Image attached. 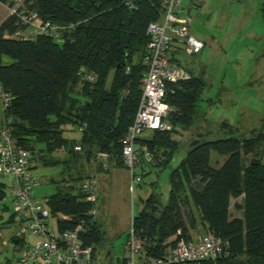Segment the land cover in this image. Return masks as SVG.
Wrapping results in <instances>:
<instances>
[{
  "label": "trees",
  "instance_id": "16d2710c",
  "mask_svg": "<svg viewBox=\"0 0 264 264\" xmlns=\"http://www.w3.org/2000/svg\"><path fill=\"white\" fill-rule=\"evenodd\" d=\"M130 1L27 0L29 8L37 11L42 20L64 25L76 23L75 29L64 32L59 39L45 35L7 36L19 29L15 16L0 24V85L13 96L7 116L11 118L17 142L31 150L34 159H41L44 165L63 168L64 164L71 166L78 153L107 152L124 167L121 140L139 106L142 56L149 38L147 28L162 16L161 0ZM261 12L264 17V8ZM5 55L12 62L4 64ZM90 72L96 74V80L78 83L84 78L83 73ZM206 87V80L193 72L190 78L169 84L166 102L172 107L169 119L173 128L138 139L158 165H168L180 146V141L173 137L177 126L193 127ZM70 123L82 128L81 151L75 149L74 139L65 136V126ZM221 126L231 127L228 122ZM262 129L254 130L248 138L229 136L203 141L197 137L191 141L186 157L171 172L168 202L162 206L156 196H149L134 216V228L148 257H162L181 237L189 239L190 227L196 223V209L207 230L228 241L227 255L201 264H264ZM40 144L45 147L39 148ZM159 145L165 147L164 151L170 149L168 156L161 154L164 160L156 154ZM61 148L67 150L70 158L57 161L36 154L40 149L53 155ZM213 152L225 157L219 167L211 163ZM216 163H220L219 159ZM62 170L64 174L66 168ZM70 176L73 181L82 178L71 173ZM5 194L0 183V198ZM240 196H243V216L236 217L231 213V202ZM49 198L54 213L70 216L69 220L61 221L60 227L74 229L84 222L86 229L81 236L97 250V245L106 238V231L89 214L91 204L85 201L83 191L74 193L59 187ZM107 255L110 264H116L111 250Z\"/></svg>",
  "mask_w": 264,
  "mask_h": 264
},
{
  "label": "rangeland",
  "instance_id": "374dc122",
  "mask_svg": "<svg viewBox=\"0 0 264 264\" xmlns=\"http://www.w3.org/2000/svg\"><path fill=\"white\" fill-rule=\"evenodd\" d=\"M184 6L193 18L191 28L196 32L195 36L202 34L209 38L202 53L187 55L182 52L177 58L184 68L204 76L207 87L199 101L193 127L184 129L181 125L177 126V133L173 137L181 144L168 165H158L138 143L139 161L136 172L143 176L140 183L143 188L140 189L136 183L131 189L132 176L126 167L120 166L113 171V183L106 179V173L111 170L115 162L119 164L112 157L100 156L98 153L96 155L78 153V159L72 161L71 166L63 165V168H66L63 174L62 166L44 165L41 159H34L32 153L36 166L35 175L40 180V185L34 190L37 197H50L59 187L77 193L83 191L84 183L91 177L97 179L99 207L94 220L106 231V238L97 245V254L100 255L98 264L100 260L110 264L107 255L109 250L114 256V263H123L124 246L134 216L142 210L149 196H156L162 206L168 202L171 172L186 157L191 148L189 145L191 141L197 137L203 141L229 136L242 139L252 136L254 130H263L264 17L260 8H264V1L193 0L190 2L187 0ZM5 12L4 7L0 6V14L3 15ZM133 59L136 61L137 55H134ZM10 62L12 58L5 55L3 63ZM85 80L82 78L78 83H85ZM222 121L230 123L231 127H222ZM81 131V128H77L72 123L65 126V136L74 139L75 144L80 143ZM152 135V131L145 130L139 138L147 139ZM153 138L156 139V136ZM42 147L45 146L40 144L39 148ZM159 147L156 154L164 160L163 155L168 156L170 149L165 150V153V147L161 145ZM36 151L40 158L44 156L57 161L70 158L67 150L62 148L56 150L54 156L40 149ZM217 159L220 163H216ZM224 160L225 157L212 153L213 166H221ZM70 173L75 178H82L73 181ZM63 180L67 185H64ZM0 182L9 186L10 180L0 176ZM71 183L74 189H70L73 186ZM149 192L151 193L147 195ZM139 195H147V197L140 200ZM12 213L10 195L6 191L5 196L0 198V264H16L19 256L20 245L12 239L16 228V224L10 222ZM54 216H59V213H54Z\"/></svg>",
  "mask_w": 264,
  "mask_h": 264
},
{
  "label": "built area",
  "instance_id": "2783aa9c",
  "mask_svg": "<svg viewBox=\"0 0 264 264\" xmlns=\"http://www.w3.org/2000/svg\"><path fill=\"white\" fill-rule=\"evenodd\" d=\"M186 1L161 0L162 16L147 28L149 38L142 56L144 72L139 106L133 123L121 140L124 166L132 176L131 189L143 180L142 174L136 172L140 134L145 130L169 131L173 128L169 119L172 107L166 102L169 84L190 78V73L176 56L179 46L189 54H198L205 48V42L191 31L193 18L184 6ZM4 4L10 16L16 17L19 26L12 36H7L35 38L45 35L59 39L64 32L76 28V23L64 25L42 20L37 11L29 8L27 0H6ZM83 77L89 81L97 78L93 72L83 73ZM12 100V93L0 85V176L10 180L7 191L13 207L12 222L16 224L12 239L20 245L16 264H98L100 255L97 250L86 244L81 236L86 224L82 222L74 229H62L61 221L69 220L70 216L59 213L55 217L50 198L35 195L34 190L40 185V180L34 172L32 152L17 142L11 118L7 116ZM142 148L147 151L146 145ZM75 149L81 151L82 146L77 144ZM98 155L110 157L107 152H99ZM97 191L98 181L93 176L83 185L85 201L91 204L89 214L92 216L98 212ZM227 253L228 241L207 231L197 240L181 237L162 257H148L143 240L132 223L122 264H201L222 258ZM100 264L105 263L100 260Z\"/></svg>",
  "mask_w": 264,
  "mask_h": 264
},
{
  "label": "crops",
  "instance_id": "0c3cea01",
  "mask_svg": "<svg viewBox=\"0 0 264 264\" xmlns=\"http://www.w3.org/2000/svg\"><path fill=\"white\" fill-rule=\"evenodd\" d=\"M190 2L193 1V0H189ZM264 1V0H263ZM262 4V3H261ZM192 5V4H191ZM0 6H3L4 9L6 10V12L1 15L0 14V24L9 17V13H8V9L6 7V5L4 4V2L0 1ZM262 8V7H261ZM261 8H260V11H261ZM191 31L192 33L195 35L196 32H194V29L192 30L191 28ZM199 38L203 39V41L205 42V47L207 45V42H208V36L207 35H200L198 36ZM204 50V49H203ZM202 50V51H203ZM202 51L200 53H202ZM182 52L186 53L187 55H195V54H189L185 49H183L182 46H179L178 48V51L176 52V56H178L179 54H181ZM198 53V54H200ZM189 73L190 72H193L194 75L198 76V77H202L205 79L204 76L202 75H197L193 70L191 69H187L185 68ZM207 82V81H206ZM223 122H226V121H222ZM221 123V125H222ZM230 124V123H229ZM181 144V143H180ZM190 144V143H189ZM120 166L117 164V162H115L114 166L111 168V170L109 172H105L106 173V179L107 180H111V183H113V171L117 168H119ZM125 167V166H124ZM36 171V166H35V161H34V172ZM1 184L4 185V188H5V191H7V184L6 183H3V182H0ZM139 187L140 189L143 188V186L141 184H139ZM151 192H149L147 195H149ZM146 196H141L139 195V199L141 200V198H146ZM242 202H243V196H240L236 199H232V202H231V213L233 216H236V217H242L243 216V209H242ZM238 205V206H237ZM143 207V206H142ZM194 212H195V216H196V223L193 227H190V230H189V233H190V238L189 239H194V240H197L199 239L204 233H206L208 230H207V227L205 225V223L203 222V220L201 219V216L199 214V212L194 209ZM13 214V213H12ZM10 222H12V216L10 218Z\"/></svg>",
  "mask_w": 264,
  "mask_h": 264
}]
</instances>
